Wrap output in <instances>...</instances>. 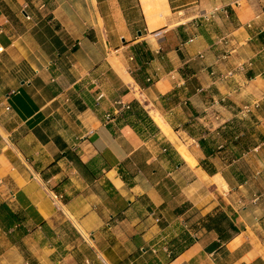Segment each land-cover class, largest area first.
<instances>
[{
  "label": "crops",
  "instance_id": "obj_1",
  "mask_svg": "<svg viewBox=\"0 0 264 264\" xmlns=\"http://www.w3.org/2000/svg\"><path fill=\"white\" fill-rule=\"evenodd\" d=\"M0 264H264V0H0Z\"/></svg>",
  "mask_w": 264,
  "mask_h": 264
},
{
  "label": "rangeland",
  "instance_id": "obj_2",
  "mask_svg": "<svg viewBox=\"0 0 264 264\" xmlns=\"http://www.w3.org/2000/svg\"><path fill=\"white\" fill-rule=\"evenodd\" d=\"M234 128L238 133L240 132H249V136H247L246 139L242 140L239 148L246 149L248 146H251L252 143H254L255 138L254 137V128L255 124H253L251 121H247L245 119H238V121L234 124Z\"/></svg>",
  "mask_w": 264,
  "mask_h": 264
},
{
  "label": "bare ground",
  "instance_id": "obj_3",
  "mask_svg": "<svg viewBox=\"0 0 264 264\" xmlns=\"http://www.w3.org/2000/svg\"><path fill=\"white\" fill-rule=\"evenodd\" d=\"M137 90V89H136ZM137 93V92H136ZM135 93V94H136ZM143 99V98H142ZM145 102V101H144ZM148 108V107H147ZM157 112V111H156ZM151 114H153V116H154V118H155V120H156V122H158V126H160L163 130H164V132L165 133H168V131H169V127H168V125L162 120V118H160L159 117V115H157L156 113H151ZM170 132H171V130H170ZM175 134V133H174ZM180 152L182 153V155L192 164V162H193V158H192V156L190 155V153L188 152V150L184 147V146H181L180 147ZM205 174V173H204ZM220 177V176H219ZM218 178V177H217ZM211 179V178H210Z\"/></svg>",
  "mask_w": 264,
  "mask_h": 264
},
{
  "label": "built area",
  "instance_id": "obj_4",
  "mask_svg": "<svg viewBox=\"0 0 264 264\" xmlns=\"http://www.w3.org/2000/svg\"><path fill=\"white\" fill-rule=\"evenodd\" d=\"M27 18H29V17L27 16ZM155 36L156 37H159L160 34L159 33H156ZM119 105H120V110H126V109H129L130 108L129 105L123 104L122 102H120ZM10 109L11 108L9 106L6 107V110L7 111H9ZM244 110H245V112H250V109L249 108H245ZM106 118H107L108 121H110V119L112 118V115L109 114V115H107ZM11 195L14 196L13 193H11Z\"/></svg>",
  "mask_w": 264,
  "mask_h": 264
}]
</instances>
